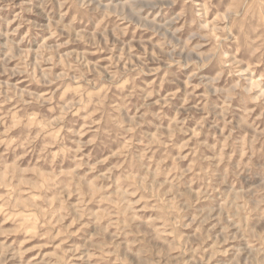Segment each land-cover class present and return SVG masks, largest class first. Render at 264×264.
<instances>
[{
	"label": "rangeland",
	"instance_id": "1",
	"mask_svg": "<svg viewBox=\"0 0 264 264\" xmlns=\"http://www.w3.org/2000/svg\"><path fill=\"white\" fill-rule=\"evenodd\" d=\"M0 264H264V0H0Z\"/></svg>",
	"mask_w": 264,
	"mask_h": 264
}]
</instances>
